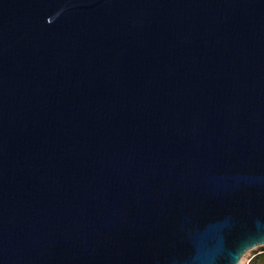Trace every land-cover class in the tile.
I'll return each instance as SVG.
<instances>
[{"label":"water","instance_id":"obj_1","mask_svg":"<svg viewBox=\"0 0 264 264\" xmlns=\"http://www.w3.org/2000/svg\"><path fill=\"white\" fill-rule=\"evenodd\" d=\"M263 245L264 0H0V264Z\"/></svg>","mask_w":264,"mask_h":264},{"label":"rangeland","instance_id":"obj_2","mask_svg":"<svg viewBox=\"0 0 264 264\" xmlns=\"http://www.w3.org/2000/svg\"><path fill=\"white\" fill-rule=\"evenodd\" d=\"M261 256H264V245L250 251L243 259L242 264H264V257Z\"/></svg>","mask_w":264,"mask_h":264},{"label":"trees","instance_id":"obj_3","mask_svg":"<svg viewBox=\"0 0 264 264\" xmlns=\"http://www.w3.org/2000/svg\"><path fill=\"white\" fill-rule=\"evenodd\" d=\"M261 257H264V256H261ZM261 257H260V258H261Z\"/></svg>","mask_w":264,"mask_h":264}]
</instances>
